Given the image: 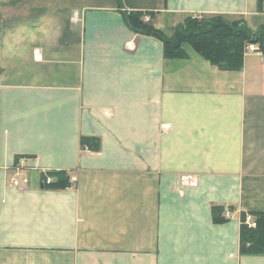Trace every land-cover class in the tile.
Returning a JSON list of instances; mask_svg holds the SVG:
<instances>
[{
  "label": "crops",
  "instance_id": "obj_1",
  "mask_svg": "<svg viewBox=\"0 0 264 264\" xmlns=\"http://www.w3.org/2000/svg\"><path fill=\"white\" fill-rule=\"evenodd\" d=\"M259 5L0 0V264H264L240 249L244 215L264 211V55L247 50L239 71L189 45L167 59L126 19L174 31L223 16L256 31ZM51 171L73 185L44 187ZM214 207L231 219L216 223Z\"/></svg>",
  "mask_w": 264,
  "mask_h": 264
},
{
  "label": "trees",
  "instance_id": "obj_2",
  "mask_svg": "<svg viewBox=\"0 0 264 264\" xmlns=\"http://www.w3.org/2000/svg\"><path fill=\"white\" fill-rule=\"evenodd\" d=\"M264 0H259V11H262ZM146 12L132 11L126 14L130 27L137 33L149 35L160 40L164 46L167 59H183L188 56L184 49L189 45L193 50L224 71H239L243 68L245 53L250 45H255L264 55V27L256 31L248 28L244 21H228L223 16H191L179 24L168 36L161 29L144 19ZM151 17L153 14H149ZM83 146L90 150H98L96 139L85 138ZM52 178L50 184H45L47 176L43 174L44 187L55 190L68 189L73 185L71 176L65 171L47 172ZM214 221L225 223L223 207H214ZM254 227L246 223V216L242 219L240 231V249L244 254L264 253V211L251 213Z\"/></svg>",
  "mask_w": 264,
  "mask_h": 264
},
{
  "label": "built area",
  "instance_id": "obj_3",
  "mask_svg": "<svg viewBox=\"0 0 264 264\" xmlns=\"http://www.w3.org/2000/svg\"><path fill=\"white\" fill-rule=\"evenodd\" d=\"M146 21L147 22H151L152 21L151 17L147 16L146 17ZM247 50H248V52L259 51V48L256 47L255 45H250L247 48ZM162 128H164V129L171 128V125L170 124H163ZM15 169H16L15 170V177L12 180L13 185L16 186V187H21V186L26 185L28 183V178L27 177H23L21 174L23 173V171H25V169H27V165H24L22 163H18ZM44 174L46 176L48 175L47 172H44ZM74 180H75V178H72V181H74ZM51 182H52V178L50 176H47L45 184H50ZM225 217L227 219H231L232 216H231L229 211L225 212ZM246 223L249 226H251V227L255 226V223H254V220H253V216L251 214H247Z\"/></svg>",
  "mask_w": 264,
  "mask_h": 264
},
{
  "label": "rangeland",
  "instance_id": "obj_4",
  "mask_svg": "<svg viewBox=\"0 0 264 264\" xmlns=\"http://www.w3.org/2000/svg\"><path fill=\"white\" fill-rule=\"evenodd\" d=\"M146 17H147V16H144L145 21H146ZM199 17H200V16H199ZM172 25H173V24H170V23H167L166 25L164 24V28H165V31H164V32H165V34L168 35V36L172 35V34H171L172 31H173V30H172Z\"/></svg>",
  "mask_w": 264,
  "mask_h": 264
}]
</instances>
